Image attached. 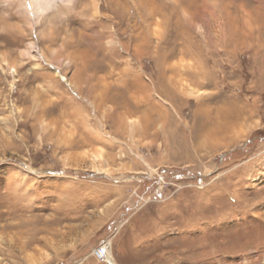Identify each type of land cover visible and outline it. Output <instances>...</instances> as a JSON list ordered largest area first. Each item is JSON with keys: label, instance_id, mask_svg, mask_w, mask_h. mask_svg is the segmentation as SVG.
<instances>
[{"label": "rangeland", "instance_id": "rangeland-1", "mask_svg": "<svg viewBox=\"0 0 264 264\" xmlns=\"http://www.w3.org/2000/svg\"><path fill=\"white\" fill-rule=\"evenodd\" d=\"M34 12L0 0V264H264V0Z\"/></svg>", "mask_w": 264, "mask_h": 264}, {"label": "bare ground", "instance_id": "bare-ground-1", "mask_svg": "<svg viewBox=\"0 0 264 264\" xmlns=\"http://www.w3.org/2000/svg\"><path fill=\"white\" fill-rule=\"evenodd\" d=\"M28 2H29V5H30V9L35 11L33 13V15L39 16V15H41L42 13H44L45 11H47L51 7V5L53 3V0H28ZM12 68H13V71L15 72L16 71L15 65H13ZM103 157H104V154H103L102 151H99L98 153H92L90 155V159H91L92 165L96 169H100V170L103 169V167H102V165L100 163V161L103 159ZM99 249H101L103 251V254H102V260L103 261H106L109 258V262L110 263H112V262L114 263L115 259H114L113 255H112L111 240L108 239V241H106L105 245L102 246V248H98V250ZM97 252H96V254H97Z\"/></svg>", "mask_w": 264, "mask_h": 264}, {"label": "built area", "instance_id": "built-area-1", "mask_svg": "<svg viewBox=\"0 0 264 264\" xmlns=\"http://www.w3.org/2000/svg\"><path fill=\"white\" fill-rule=\"evenodd\" d=\"M98 254H99L100 256H102L103 251L100 249L99 252H98Z\"/></svg>", "mask_w": 264, "mask_h": 264}, {"label": "water", "instance_id": "water-1", "mask_svg": "<svg viewBox=\"0 0 264 264\" xmlns=\"http://www.w3.org/2000/svg\"><path fill=\"white\" fill-rule=\"evenodd\" d=\"M99 252V251H98Z\"/></svg>", "mask_w": 264, "mask_h": 264}]
</instances>
